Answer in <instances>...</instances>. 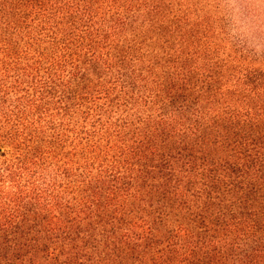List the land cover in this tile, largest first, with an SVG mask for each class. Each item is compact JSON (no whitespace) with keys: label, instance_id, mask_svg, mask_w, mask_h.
<instances>
[{"label":"trees","instance_id":"trees-1","mask_svg":"<svg viewBox=\"0 0 264 264\" xmlns=\"http://www.w3.org/2000/svg\"><path fill=\"white\" fill-rule=\"evenodd\" d=\"M227 0H0V264H264V48Z\"/></svg>","mask_w":264,"mask_h":264},{"label":"rangeland","instance_id":"rangeland-1","mask_svg":"<svg viewBox=\"0 0 264 264\" xmlns=\"http://www.w3.org/2000/svg\"><path fill=\"white\" fill-rule=\"evenodd\" d=\"M227 3L238 6L242 26L251 34V39L247 38L251 45L256 47L252 43L254 40L260 48H264V0H227Z\"/></svg>","mask_w":264,"mask_h":264},{"label":"clouds","instance_id":"clouds-1","mask_svg":"<svg viewBox=\"0 0 264 264\" xmlns=\"http://www.w3.org/2000/svg\"><path fill=\"white\" fill-rule=\"evenodd\" d=\"M228 7L231 8L233 11V20H234V24L236 25V27H234L233 29V33L237 36H240L241 38L251 39V34L245 30V28L242 26L241 20L239 19L238 6L235 4H229ZM252 43L255 44L257 47L259 46L258 44H256L254 40L252 41Z\"/></svg>","mask_w":264,"mask_h":264}]
</instances>
